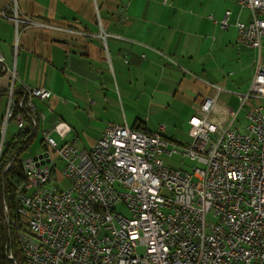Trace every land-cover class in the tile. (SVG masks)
Here are the masks:
<instances>
[{"label":"built area","instance_id":"obj_1","mask_svg":"<svg viewBox=\"0 0 264 264\" xmlns=\"http://www.w3.org/2000/svg\"><path fill=\"white\" fill-rule=\"evenodd\" d=\"M236 2L252 15L249 24L237 23V42L260 52L264 0ZM11 8L17 35L22 22L37 25L21 21L14 3ZM229 15L222 28L228 27ZM0 68L11 79L0 159L12 123L29 134L43 131L48 147L41 154L47 156L21 158L25 179L17 189V211L25 220L19 241L26 264H257L264 248L262 106L248 111L247 131L240 133L212 118L218 88L191 117L189 143L167 138L164 126L149 132L107 124L85 150L77 139L60 145L44 129L48 116L35 100H49L50 90L16 87V67L6 66L1 50ZM239 98L241 106L264 99L260 56L249 92ZM59 134L66 138L68 127ZM53 154L63 161L61 170ZM175 155L198 166L188 171L165 165L164 159ZM59 171L68 182L65 188L57 180Z\"/></svg>","mask_w":264,"mask_h":264},{"label":"crops","instance_id":"obj_2","mask_svg":"<svg viewBox=\"0 0 264 264\" xmlns=\"http://www.w3.org/2000/svg\"><path fill=\"white\" fill-rule=\"evenodd\" d=\"M12 1L16 3L18 18L21 21L30 20L37 24L24 26L27 24L22 22L19 25V34L22 27L24 31L18 44L20 46V42L23 41L26 49H31L32 53L24 54L21 63L18 51L16 61L18 78L22 74H35L43 78L56 73L64 74V72L80 74L83 67H86L91 73L102 77L94 78L91 85L86 84V97L79 101L80 105L83 102L90 108L96 106L104 108L108 92L100 87L109 82L110 88L112 84L119 87V98H115V101L120 102L122 107H124V98L130 100L134 92L141 91L143 96L148 95L152 112L156 109L157 102H160L164 95L169 94L171 91L168 90L173 87L172 85L166 88L163 85L181 81V71L186 68L184 64L196 68L202 67L204 71L208 41L212 48H215L214 43L217 42L222 45V37H212L213 31L217 29L220 22H216L213 14L208 12L209 15H207L208 0H193V6L187 12L182 8V0L167 2L164 0H126L127 2L124 0H0V50L5 56L6 66L10 68L13 67L14 62L12 55L14 57V28L16 27L14 20L11 19L14 16L11 11ZM5 12L7 18L3 16ZM216 14L221 21L225 18L223 13ZM211 16L213 19L210 18ZM231 16L230 11L227 22ZM26 35L28 36L23 38ZM34 54H37L39 59ZM125 65H129L128 78L125 77ZM18 78L15 83L18 88L23 85L45 88L52 92L51 98L58 97L52 89L47 87L46 79H41L39 83L34 80L35 83L30 85L26 80L27 84L22 80L20 83L17 82ZM122 79L128 80V84H134L133 93L128 94V91L122 88L120 84ZM10 81V75L7 72H1L0 68L1 140V123L8 106L7 91ZM212 88H215L214 91L204 97L201 105L196 109V115L205 99L215 96L219 87L212 86ZM219 89L220 93L212 118L222 124L231 123L234 128L233 124L238 118V113L245 104L234 113V107L228 101L234 100L237 106L239 95L227 92L231 97L227 96L223 100L222 93L226 92ZM109 92L113 95L111 90ZM40 111H43L42 108ZM127 118L126 114L124 119L121 117L105 119L103 116L101 118V115L95 117L102 122L101 130L107 124L126 123L129 126V118L128 120ZM136 122L145 126L137 118L133 125ZM145 128L147 129L146 126ZM17 132L15 124L12 123L7 132L5 144L10 142ZM102 132L92 141L89 149L79 146V138L75 137L79 148L90 150L101 137ZM68 136L63 139L59 134L60 140L64 141L63 144L68 143Z\"/></svg>","mask_w":264,"mask_h":264},{"label":"rangeland","instance_id":"obj_3","mask_svg":"<svg viewBox=\"0 0 264 264\" xmlns=\"http://www.w3.org/2000/svg\"><path fill=\"white\" fill-rule=\"evenodd\" d=\"M124 1L127 2L126 0ZM12 2L14 3V1ZM181 4L184 11L187 12L189 8L193 6V0H182ZM227 10L232 12V16L228 21L229 27L226 30L221 27L222 21L218 19L216 13H223L224 16L228 12ZM206 12L207 15H209L208 12L213 14L216 22H220L216 27L217 29L213 31L212 37H222V45L220 42H217L214 43L215 48H212L208 41L206 68L204 71L202 67L196 68L184 64L186 68L181 71V81L179 83L163 85L166 88H170L172 85L173 87L171 90L167 89L171 92L164 95L160 102H157V107H155L156 109L152 112L150 111L148 103V95L143 96L141 91L134 92V84H128V80L123 81V79L120 80L122 88L126 89L128 94L129 92L135 93L130 100L129 98L123 99L124 107L121 106L120 102L117 103L115 101V98H119V87L112 84L110 88L111 83L109 82H106L103 87H100V89L108 92L104 102V108H99L97 106L90 108L83 102L80 105L79 101L86 97V84H93V79L96 77L99 79L102 78L100 75L97 76L91 73L86 67H83L80 74L64 72V74L56 73L53 76L48 75L47 78L35 74H22L17 82L20 83L22 80L25 84L29 83L31 85L34 84L35 81L39 83L41 79H46L47 87L52 89L58 96L46 101L36 99L35 104L38 110L42 108L49 117V120L47 118L44 124V129L47 130L50 136L59 142L60 145L63 144L64 141L60 140L58 132L63 125L67 126L70 131V135L67 138L68 142L78 137L79 146L88 147L89 149L92 141L97 139L101 131H103L101 130L102 122L95 119V117L101 115V118L103 116L105 119H118L119 117L124 119V114H126L131 121L129 122L127 118L130 127L134 126L133 122L135 118H137L142 121L149 132H156L161 126H164L166 129L163 131V134L167 138L179 144L189 143L193 137V132L188 124V120L192 115H196V109L199 108L204 97L214 91L215 88L213 89L212 86L219 87L226 92L222 93V99H226L227 96L231 97L227 92L237 95H246L250 90L254 78V62L259 56L261 65L264 66V42L260 52L259 50L245 47L237 43L238 31L236 24L237 22L245 24L251 22L252 15L249 9L242 8L236 3V0H208ZM14 26H16V23ZM23 31L24 29L22 27L20 29L21 33L17 35L16 27L14 28L15 43L13 44L14 57L12 55V59H14L13 67H16L18 58L19 60L21 58L22 63L23 55L32 53L31 49H26L27 47L23 41L20 42V46L18 44L22 38ZM27 36L28 35L23 36V38ZM16 47L18 48L19 56L18 51L16 52ZM34 55L39 59L37 54ZM98 66L102 67V65ZM125 67V77L128 78L129 65H125ZM161 88L163 87L161 86ZM110 90L113 95L109 92ZM104 94L105 93H103V95ZM140 97H142V99ZM238 100L240 104L238 103L237 106L234 104V100L228 101L230 105L234 107V113L241 106L240 99ZM255 106H262L264 108V99L248 100L245 107L241 108V111L238 113V118L233 124L234 129L238 130L240 133H246L248 126V120L246 118L247 113ZM46 149L45 135L43 131H40L34 138L29 150H27L21 158L39 156L45 152ZM53 161L57 165L58 170L63 168V161L54 154ZM164 162L165 165L178 170L186 169L191 171L194 167L198 166V163L189 159H183L181 156L177 155L173 158H165ZM57 180L62 182L63 188L68 186V182L61 178L60 171ZM212 221V217L210 216L208 222Z\"/></svg>","mask_w":264,"mask_h":264},{"label":"trees","instance_id":"obj_4","mask_svg":"<svg viewBox=\"0 0 264 264\" xmlns=\"http://www.w3.org/2000/svg\"><path fill=\"white\" fill-rule=\"evenodd\" d=\"M19 91L16 93L18 99L22 94L21 90ZM138 123L136 122L133 128L147 131L145 126ZM37 134L38 132L29 134L27 131H18L2 150L0 159V264H26L19 241V233L25 229V220L17 211V189L25 179L21 157L29 150ZM9 163H11L10 167L5 170ZM6 213H8L10 222L7 221Z\"/></svg>","mask_w":264,"mask_h":264},{"label":"bare ground","instance_id":"obj_5","mask_svg":"<svg viewBox=\"0 0 264 264\" xmlns=\"http://www.w3.org/2000/svg\"><path fill=\"white\" fill-rule=\"evenodd\" d=\"M261 146H262V152L264 153V125L262 127ZM257 264H264V248L261 257L259 258V260H257Z\"/></svg>","mask_w":264,"mask_h":264},{"label":"water","instance_id":"obj_6","mask_svg":"<svg viewBox=\"0 0 264 264\" xmlns=\"http://www.w3.org/2000/svg\"><path fill=\"white\" fill-rule=\"evenodd\" d=\"M43 156H47V154H44V155H39L38 157L36 156L35 159H38V158H41ZM7 217H8V213H6Z\"/></svg>","mask_w":264,"mask_h":264}]
</instances>
